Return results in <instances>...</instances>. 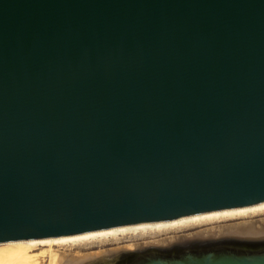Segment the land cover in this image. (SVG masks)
<instances>
[{
	"label": "water",
	"instance_id": "95a60500",
	"mask_svg": "<svg viewBox=\"0 0 264 264\" xmlns=\"http://www.w3.org/2000/svg\"><path fill=\"white\" fill-rule=\"evenodd\" d=\"M263 200L264 0H0V243ZM221 235L92 264H264Z\"/></svg>",
	"mask_w": 264,
	"mask_h": 264
},
{
	"label": "bare ground",
	"instance_id": "6f19581e",
	"mask_svg": "<svg viewBox=\"0 0 264 264\" xmlns=\"http://www.w3.org/2000/svg\"><path fill=\"white\" fill-rule=\"evenodd\" d=\"M264 227V200L174 218L0 243V264H92L120 250Z\"/></svg>",
	"mask_w": 264,
	"mask_h": 264
},
{
	"label": "flooded vegetation",
	"instance_id": "af4514ba",
	"mask_svg": "<svg viewBox=\"0 0 264 264\" xmlns=\"http://www.w3.org/2000/svg\"><path fill=\"white\" fill-rule=\"evenodd\" d=\"M234 237H236V236L221 235V236H218V237H203V238L191 237L189 239H185L184 241H176V242H172L170 244H160V245L149 244V245H146V246H143V247H138V248H136V250H139V249L142 250L145 247H150V246H160V247H163V248L167 249L166 253L178 254V253L183 252L185 250H193V249L203 248V246L207 245L205 242H207L208 240H211V239H219V238H221V239H230V238H234ZM240 238H244V237H240ZM124 251L125 250H120L119 252L116 253V254H119V253L123 254L122 255L123 259L122 260H125V258H126V256H124V254H125Z\"/></svg>",
	"mask_w": 264,
	"mask_h": 264
}]
</instances>
